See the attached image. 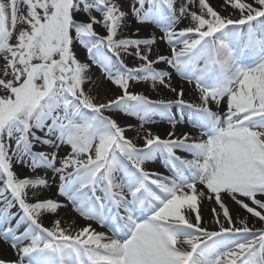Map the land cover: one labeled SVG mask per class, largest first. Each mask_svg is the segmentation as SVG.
<instances>
[{"label":"snow or ice","instance_id":"6c2138e0","mask_svg":"<svg viewBox=\"0 0 264 264\" xmlns=\"http://www.w3.org/2000/svg\"><path fill=\"white\" fill-rule=\"evenodd\" d=\"M0 264H264V0H0Z\"/></svg>","mask_w":264,"mask_h":264},{"label":"bare ground","instance_id":"6f19581e","mask_svg":"<svg viewBox=\"0 0 264 264\" xmlns=\"http://www.w3.org/2000/svg\"><path fill=\"white\" fill-rule=\"evenodd\" d=\"M109 87H110V85H109ZM143 87H146V86H143ZM131 134V133H130ZM62 215H63V212L61 213ZM207 214H208V210H207V208L205 209V216L207 217Z\"/></svg>","mask_w":264,"mask_h":264},{"label":"rangeland","instance_id":"374dc122","mask_svg":"<svg viewBox=\"0 0 264 264\" xmlns=\"http://www.w3.org/2000/svg\"><path fill=\"white\" fill-rule=\"evenodd\" d=\"M97 75H99V73L97 72ZM97 91H100L99 89H97ZM103 92H101V98L103 97Z\"/></svg>","mask_w":264,"mask_h":264}]
</instances>
